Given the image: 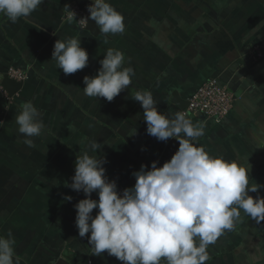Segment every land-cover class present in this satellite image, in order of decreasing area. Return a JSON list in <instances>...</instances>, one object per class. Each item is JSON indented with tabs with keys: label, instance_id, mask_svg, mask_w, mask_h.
<instances>
[{
	"label": "crops",
	"instance_id": "1",
	"mask_svg": "<svg viewBox=\"0 0 264 264\" xmlns=\"http://www.w3.org/2000/svg\"><path fill=\"white\" fill-rule=\"evenodd\" d=\"M79 1L85 0H44V3L29 17L21 18L16 23L10 22L3 14H0V71L6 67L18 66L30 75L29 81H25L22 89L15 95H20L28 86H36L38 81H42L41 88L47 87L43 85L46 84L45 81H48L46 79H52L55 83L57 75L63 73L62 69L56 66L55 60H51L55 41L60 37H80L81 46L89 54V62L87 67L74 74L79 72L84 76L96 75L101 67L99 61L103 59L105 50L108 47L117 48L124 53L125 66H131L135 70L132 83L126 90H150L158 107L164 113L183 112L172 102L174 91H177L182 99L188 100L200 84L209 78L218 77L233 94V107L225 118L219 121L211 119L210 125L206 126V131H213L212 134H207L206 139L198 141L197 145H202L212 155L222 154L228 160L237 159L245 164L248 161L251 168H254L257 162L254 155L260 156L262 160L264 157V60L252 61L249 53L255 43L264 40V0H252V2L251 0H221L220 4L215 3L216 10L219 9L217 14L222 17L219 19L216 17L212 28L209 26L205 31H198L200 25L196 27L197 29L194 28L193 34L199 32V35L197 34L199 38L191 42H188L190 38L177 37L174 34L168 18L157 20L156 18L147 19L146 16L141 17V13L136 15L135 11H144L146 7L142 9L136 5L130 10L118 9L117 11L125 17V32L110 35L107 44L104 43L105 37L101 33L93 34L87 26L79 27L75 21L68 19L67 12L64 11L65 7L68 3L71 6L72 3ZM107 2L115 7L119 1L107 0ZM147 6L148 11L152 9L155 16V6L153 8L150 3H147ZM158 25L164 28L158 30ZM180 31L181 33L179 31L176 33L182 34L183 30ZM159 37H163L164 40H158ZM47 74L55 77L46 78L44 75ZM84 76L70 78L67 83L70 89H83ZM33 78L36 81L33 80V82ZM61 78L57 79L59 84H63L60 81ZM123 92L111 102L105 98L84 96L83 103L89 109H92L94 105L100 108L119 105L121 107L122 104L117 100L125 99ZM15 95L12 96L13 99H16ZM29 100L36 104L39 112L42 110L38 105L45 106L43 97ZM29 100L23 99L24 102ZM129 104L141 107L135 101ZM18 110V107H12L4 116L5 126L0 127V154L13 153L16 143L12 144L11 140L19 137L21 140L19 143L22 146L18 152L28 161L30 150L33 148L32 152L36 151L39 160L44 161L43 156L48 155L44 170L50 171L51 175L44 173L47 177H39L41 183L38 182L37 194L30 195L32 201L24 195V199L21 200L24 205L22 204L21 209H10L11 213L6 217L8 205H4V211L0 208V235L6 236L8 230L12 231L15 238V259L18 260V264H91L88 262L89 259L98 262L96 264L112 263L113 259L107 252L101 256H94L87 235L83 238L78 237V229L73 228L75 221L72 219L75 220L76 209L70 208V205L76 204L77 198L81 199L79 195L75 196V193L83 192H76L62 186L61 195L55 196L57 188L60 191L61 185L68 180L71 183L76 160L74 153L81 152L93 141V135L101 130L83 128L85 130L83 132L78 127H74L75 131L46 129L47 131H44L41 136L32 138L36 139L34 141L36 146L29 147L23 143L24 137L21 134L13 135L14 132H18V126L15 123ZM137 110L138 112L131 114L133 119L125 120L122 118V113L115 109V114L120 121L123 123L129 121L126 123L128 129L124 130V126L118 127L115 131L117 137L110 135L112 138L109 139V143L104 138L100 141V151L90 153L106 157L108 161L104 165L106 175L110 180H116L117 184L122 186V190L126 185H134L135 178L131 173L139 170L141 164L150 167L154 160L162 159V157L165 160L167 156L171 158L179 147V142L174 138L164 142L148 135L147 125L143 120V109L137 108ZM107 114L102 110L95 119L90 115L88 120L93 122V119H100L101 122H106L109 119ZM186 115L193 120L206 117L199 113ZM65 126L67 128L68 124ZM9 131H12V134ZM134 131L136 134L130 135ZM7 132L9 134H6ZM219 132L222 135H219ZM82 133L84 138L79 145L77 138ZM50 134L55 138H52ZM50 139L52 141H49ZM61 144H68V146L60 148ZM142 148L145 150H141ZM56 153L59 155L53 157ZM39 160L38 164L43 166L44 164ZM1 161L5 164L11 163L10 158L1 159ZM262 166L261 168H264V162ZM93 194L98 198L96 193ZM64 196H71L72 200L67 201ZM43 202L52 204L53 208L57 205L58 208L61 206L60 208L64 211L61 214L53 210L50 215L48 214L50 221L47 219L42 221L40 217L43 216V212L40 208ZM223 255L208 260L206 264H227L231 252L228 258L226 256L228 253ZM237 264L243 263L240 261Z\"/></svg>",
	"mask_w": 264,
	"mask_h": 264
},
{
	"label": "clouds",
	"instance_id": "2",
	"mask_svg": "<svg viewBox=\"0 0 264 264\" xmlns=\"http://www.w3.org/2000/svg\"><path fill=\"white\" fill-rule=\"evenodd\" d=\"M43 3L44 0H0V14L16 23ZM69 8L66 6L64 11L71 20L76 13ZM87 11V19L95 22L105 44L110 35L125 32V17L107 0H92ZM51 60L68 75L87 67L89 54L81 46L80 37H60L54 43ZM99 64L96 75L84 76L82 92L111 102L128 89L135 70L125 66L124 53L113 47L105 50ZM132 100L143 109L147 134L164 142L174 138L179 142L178 150L162 166H158V160L152 161L150 167L141 164L131 173L134 185L118 190L116 180L106 175V157L90 154L98 153L99 142H90L76 156L74 175L71 183H66V187L83 192L85 197L74 205L79 237L87 235L94 256L107 252L122 264H206L210 259L209 245L226 231L235 230L242 219L241 210L257 222L264 221V197L249 195L264 185L250 183L248 161L228 160L196 145L204 135L203 123H194L182 111H159L150 90L134 91ZM15 123L23 143L29 147H35L32 138L41 136L46 128L30 100L20 105ZM69 130L75 131L74 126ZM135 134L136 131L130 135ZM93 193L98 199L92 198ZM64 199L71 201L72 197ZM14 245L11 230L6 236L0 235V264H18Z\"/></svg>",
	"mask_w": 264,
	"mask_h": 264
},
{
	"label": "rangeland",
	"instance_id": "3",
	"mask_svg": "<svg viewBox=\"0 0 264 264\" xmlns=\"http://www.w3.org/2000/svg\"><path fill=\"white\" fill-rule=\"evenodd\" d=\"M117 2V0H114ZM119 2L118 5L115 6L116 10L118 9H125V10H130L133 9L134 6H138L143 9V7H146L144 11H135L136 15L137 13H141V17H145L147 19H153L156 18L157 20L165 19L168 18L170 19L169 24L171 28L173 29L174 34L177 35V37L183 36L185 38H190L188 39V42L191 41H196L198 37L199 32H195L196 34H193L197 26H199L198 31H205L209 26L212 28V25L214 21L217 19L221 18L222 16H218V11L216 10V5L220 4L219 2H222L221 0H118ZM252 2V0L250 1ZM147 3H150L151 6H155V12L156 15L154 16L153 10L148 11V6ZM216 3V5H215ZM229 3V2H228ZM232 12V11H231ZM149 13V14H148ZM139 16V14H138ZM227 18V16H224ZM158 30L160 28H164V26H157ZM197 29V28H196ZM180 30H183L182 34H177L176 32ZM203 33V32H201ZM198 34V35H197ZM198 37V38H197ZM158 40H164L163 37H159ZM159 42V41H158ZM18 67V66H16ZM9 67H6L4 70L0 71V74L2 72H6ZM20 69L24 70L23 68L19 67ZM26 73L27 71L24 70ZM28 74V73H27ZM29 75V74H28ZM46 78H54L55 76H52L51 74L44 75ZM83 73L78 74H64L61 73L60 75H57V77L61 78V83L59 84V80L57 81L58 78H56V82L54 83L52 79H46L48 81H45L47 85L46 88H41L42 81H38L36 86H28L27 89H24V91L20 95H15L16 99H13L12 97H8L5 89L2 88L0 85V116L3 115L0 118V127L5 126V115L8 114L9 110L16 107H20L19 105L24 102L23 99H33V98H42L45 99V106L38 105L39 109L42 111L41 116L42 120L46 126L45 131H53V130H58V129H69V126L78 127L81 129L83 132L85 131L83 128L87 129H97L101 130L98 131L97 134L93 135L92 140L99 142L103 141L104 138H106V141L109 143V139H111V136L117 137L116 136V129L118 127H123L124 130H127V125L126 122L120 121V118L118 119L115 114V109L119 110L122 115V118L125 120H128L129 118L133 119V116L131 114L134 112H138L137 108L141 107H135L132 106L131 102L132 100V95H133V90H126L123 93H125V99L123 101H119L121 105L116 107V106H107V107H98L94 105L92 109H89L85 104L83 103L84 101V94L81 90L78 89H70L69 84V79L70 78H78V77H83ZM30 75L28 77L29 81ZM26 80V81H27ZM36 81L35 78L32 79V81ZM33 81V82H34ZM50 82V83H49ZM53 82V83H52ZM51 83L53 85H51ZM18 101V102H16ZM73 101V102H72ZM71 103H73L71 105ZM36 106V104H35ZM37 107V106H36ZM38 109V108H37ZM107 112L108 116V121L106 122H101L100 119H95L96 115L100 114L101 111ZM158 110L161 112H164L162 109L158 107ZM5 113V114H2ZM92 115L93 116V122H90L88 119V116ZM137 117H139L137 115ZM211 119L209 117H200L197 119H194V123H203L205 125V130H204V135L195 142L197 145V142L200 140H205L207 134L211 133L213 131H206V126L210 125ZM223 119V118H222ZM221 119H218L216 121H219ZM215 121V120H214ZM66 124H68L66 128ZM146 124V123H145ZM91 125V126H90ZM119 125V126H118ZM82 127V128H81ZM77 128V129H78ZM47 129V130H46ZM9 133L12 134V131H9ZM8 132L6 134H9ZM13 135H18L17 133H13ZM52 138H55L52 134H50ZM111 135V136H110ZM219 135H222V133L219 132ZM212 136V135H211ZM78 137V136H77ZM51 138V139H52ZM84 138V133H82L78 138L79 145L81 141H83ZM49 141H52V140ZM15 140L17 142H15ZM36 140V139H35ZM33 140V141H35ZM90 140V137H89ZM12 144L16 143L14 145L16 149H13V153L3 155L0 154V208L3 209L4 211V205H8V211H6V217H8L11 213L10 209H21L22 207V201L24 199V195H27L31 201L32 197L30 195L37 194L38 192V182L41 180L39 177H44L45 174L51 175V172H47L44 170V166H46V162L48 161V155L43 156L44 161L38 159V154L35 152H32L34 149H29L30 154H29V161L21 155L18 150L21 149V143H19L21 140L19 137L17 139L11 140ZM10 141V142H11ZM205 143L208 144L207 141ZM52 144V142L50 143ZM36 146V143H35ZM61 146H68V144H61ZM200 146V145H197ZM211 148V147H210ZM23 149V148H22ZM17 151V152H16ZM100 151V150H98ZM34 153V154H33ZM81 152H76L74 153V158L76 156H79ZM68 154V153H67ZM68 154V155H72ZM59 154H53V157L58 156ZM100 155V154H96ZM13 157V159H12ZM10 158L11 163L9 164L8 162H3L1 159H6ZM166 159L164 160L163 157L162 159H158L160 166L167 161L170 160V157L167 156L165 157ZM227 158V157H226ZM254 158H257V162L254 164V168H251V172L249 174V181L252 184L258 183L260 185H264V168H261L263 162H264V157L261 160V157H257L254 155ZM38 160L42 162V164H38ZM261 160V161H260ZM8 161V160H7ZM53 161V160H52ZM22 162V163H21ZM262 162V164L260 163ZM75 164V161H74ZM72 164V165H74ZM24 165V167H23ZM257 168H256V167ZM263 167V166H262ZM75 168V167H74ZM259 168V169H258ZM43 173V174H42ZM45 173V174H44ZM47 177V176H45ZM43 181V180H42ZM41 183V182H39ZM66 183H70L69 180ZM66 183L64 185L60 186V191L59 188L56 190V195L59 197L61 195V187H66ZM43 187H45L43 184H40ZM45 185L47 186L48 184L45 182ZM125 187H130V185H126ZM46 188V187H45ZM37 191V192H36ZM83 199L84 194L83 193H75V196ZM249 195L256 197L257 195L264 197V187H261L258 192L252 193L250 192ZM44 196V195H42ZM50 197V196H49ZM47 197V198H49ZM95 197V198H94ZM57 199V198H56ZM93 199H98L96 196L93 194ZM80 199L77 198V202ZM35 200H33L34 202ZM66 202V201H64ZM44 204L41 205L40 210L43 212V216L40 217V219L43 221L44 219H47V221H50V218H48V214L50 215L52 211H57L58 213H61L64 211L62 208H58V205L53 208L52 204H48L47 202H43ZM24 205V204H23ZM75 203H72L70 205V208H74ZM97 210H93V215L96 214ZM61 216V215H60ZM59 216H57L58 218ZM241 217L242 219L240 220L239 223L236 224L235 230L233 231H226L224 234H222L217 241L209 245L208 251L210 254V259L213 260L215 258H218L220 256H224L223 254L228 253L227 258L229 257V254L231 252V255L229 257V261H227V264H232L235 262L237 264L238 262H242L243 264H262L264 262V221L257 222V220L252 219L250 216H247L243 213L241 210ZM75 219V218H74ZM40 220V221H41ZM72 221H75L72 219ZM75 223H73L74 225ZM74 230H76V226L73 227ZM79 235V234H78ZM77 235V236H78ZM79 237V236H78ZM113 261L110 264H122L119 260H117L115 257L110 256ZM96 260V259H95ZM233 261V262H232ZM91 264H96L98 262L92 261L89 259L88 261ZM223 264V263H222Z\"/></svg>",
	"mask_w": 264,
	"mask_h": 264
},
{
	"label": "built area",
	"instance_id": "4",
	"mask_svg": "<svg viewBox=\"0 0 264 264\" xmlns=\"http://www.w3.org/2000/svg\"><path fill=\"white\" fill-rule=\"evenodd\" d=\"M91 2L92 0L74 2L69 8V10L75 11L76 17L72 20L79 27H86L90 21V19H87L89 16L87 6ZM68 16L69 13H67ZM249 57L252 61L264 60V40L255 43L251 47ZM5 73H8L10 77L19 81L25 82L28 79V74L18 67H9ZM0 85L2 86V84ZM2 88L4 89L3 86ZM233 98L234 96L228 86L218 77H212L204 81L193 91L188 99V107L183 112L185 114L199 113L209 118L222 119L232 110Z\"/></svg>",
	"mask_w": 264,
	"mask_h": 264
},
{
	"label": "water",
	"instance_id": "5",
	"mask_svg": "<svg viewBox=\"0 0 264 264\" xmlns=\"http://www.w3.org/2000/svg\"><path fill=\"white\" fill-rule=\"evenodd\" d=\"M69 5L70 3H68V6ZM87 29L90 30L93 34L100 33L95 22L91 19L87 25ZM1 84L6 90L8 96L12 97L15 95V93H17L20 89H22L24 85V81L13 79L12 77L8 75V73H3ZM172 102L178 105L180 109L182 110L187 109L188 104H189V101L182 99L177 91H174L172 94ZM118 190H122V186L118 185Z\"/></svg>",
	"mask_w": 264,
	"mask_h": 264
},
{
	"label": "trees",
	"instance_id": "6",
	"mask_svg": "<svg viewBox=\"0 0 264 264\" xmlns=\"http://www.w3.org/2000/svg\"><path fill=\"white\" fill-rule=\"evenodd\" d=\"M79 2H80V1H79ZM2 75H3V74H0V84H1Z\"/></svg>",
	"mask_w": 264,
	"mask_h": 264
}]
</instances>
